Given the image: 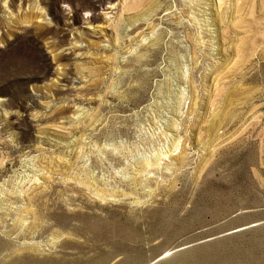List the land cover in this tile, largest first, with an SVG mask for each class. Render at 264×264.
Listing matches in <instances>:
<instances>
[{
  "label": "rangeland",
  "instance_id": "374dc122",
  "mask_svg": "<svg viewBox=\"0 0 264 264\" xmlns=\"http://www.w3.org/2000/svg\"><path fill=\"white\" fill-rule=\"evenodd\" d=\"M0 251L264 264V0H0Z\"/></svg>",
  "mask_w": 264,
  "mask_h": 264
},
{
  "label": "bare ground",
  "instance_id": "6f19581e",
  "mask_svg": "<svg viewBox=\"0 0 264 264\" xmlns=\"http://www.w3.org/2000/svg\"><path fill=\"white\" fill-rule=\"evenodd\" d=\"M140 58V56H138V59ZM132 96V95H131ZM92 130H94V132H97V131H99V133L101 134V132H102V130H99L98 129V127L97 128H92ZM104 133V132H103ZM71 142V141H70ZM68 144V143H67ZM66 144V145H67ZM69 145V144H68ZM63 146V145H62ZM67 147V146H66ZM172 149L174 148H178V145L176 146V142H173L172 143V147H171ZM160 157H162L161 155H160ZM160 157L158 158V160L160 159ZM157 160V159H156ZM161 160V159H160ZM118 161V160H117ZM122 161V160H121ZM115 162V161H114ZM155 162H158V161H155ZM154 162V163H155ZM183 163V162H182ZM96 165V164H95ZM156 164H154V166H155ZM148 166V163H147V165H146V163L144 164H142V170H144V169H147L146 167ZM150 166V165H149ZM151 168V167H150ZM142 172V171H141ZM88 178H89V176H88ZM85 180V179H84ZM90 181H91V179H89ZM82 181V180H81ZM94 180H92V182H93ZM96 181V183L98 182L97 180H95ZM94 181V182H95ZM100 181V180H99ZM80 183V182H79ZM98 184H100V183H98ZM85 185V184H84ZM105 185H107V183H104L103 184V186H105ZM87 186L88 187H93V188H91V194L92 195H95L99 200H100V202H102L103 204L104 203H109V204H113V203H118V201L119 202H121V199H123V198H121L120 199V197H126V196H130L131 195V193H127V192H125V191H127V188H125L124 189V193L123 194H120V195H117L118 193H115V191L113 192V191H108L106 188H99L98 187V185H97V187L96 186H93V185H91V183L90 184H87ZM87 187V188H88ZM128 187V186H127ZM89 188V189H90ZM88 189V190H89ZM90 192V191H89ZM90 194V195H91ZM94 196V197H95ZM92 197V196H91ZM119 197V199H117L116 200V198H118ZM110 198H112L113 200L112 201H110L109 199ZM91 199V198H90ZM93 199V198H92ZM92 199H91V201H92ZM95 200V199H94ZM126 201V200H125ZM92 202H94V201H92ZM96 202V201H95ZM122 203V202H121ZM137 203H139V202H137ZM102 204V205H103ZM124 204V203H123ZM140 204V203H139ZM91 205V204H90ZM89 205V206H90ZM95 205V204H94ZM115 205V204H114ZM132 205H133V203H132ZM96 206V205H95ZM116 206H117V204H116ZM119 206V205H118ZM123 206H126V205H123ZM122 206V207H123ZM88 207V206H87ZM33 216V218H34V220H33V222L32 223H34L35 224V229H34V231H32L33 233L34 232H40V231H38L37 229L42 225V223H43V220H41L39 217V215L37 214V213H34V215H32ZM59 232V231H58ZM61 232H63V230H61ZM61 232H59V234L60 235H63ZM64 233V232H63ZM68 233V232H67ZM35 234V233H34ZM39 234V233H38ZM4 243V242H3ZM3 243H2V245H3ZM5 243H8L7 241L5 242ZM10 244V243H9ZM69 244V243H68ZM55 245V244H54ZM64 245H66V244H64ZM22 246V245H21ZM37 246V245H36ZM17 247V246H16ZM55 247V246H54ZM62 247V246H61ZM60 247V248H61ZM40 248V247H39ZM66 248V247H65ZM18 249V248H17ZM23 249H26V250H28V251H30V250H37L38 249V247H35L34 245H28L27 247H23ZM54 249H56V248H54ZM63 249V248H62ZM18 251V250H17ZM55 251V250H54ZM62 251V250H61ZM0 252H2V251H0ZM64 252V251H63ZM3 253V252H2ZM57 253V252H56ZM9 254H10V252H9ZM27 254V252H24V255H23V258H24V256ZM51 254V253H50ZM65 254V253H64ZM63 254V255H64ZM43 255V254H42ZM49 255V254H48ZM61 255H62V253H61ZM11 256V255H10ZM21 256V255H20ZM65 256V255H64ZM14 257H15V255H14ZM28 257H29V255H28ZM12 258V257H11ZM26 258V257H25ZM24 258V260H26ZM61 258V257H60ZM10 259V258H9ZM18 259V258H17ZM16 259V260H17ZM22 259V258H21ZM29 259V258H28ZM27 259V260H28ZM20 260V259H19ZM23 260V261H24ZM12 261H14L15 262V260H12ZM22 261V260H21ZM53 261V260H52ZM3 262H5V261H3ZM7 262V261H6ZM16 262H18V261H16ZM25 262V261H24ZM28 262V261H27ZM40 262V261H39ZM12 263V262H11ZM19 263V262H18ZM30 263V262H29ZM37 263V262H36ZM153 263V262H152ZM157 263V262H156ZM155 263V264H156ZM16 264V263H15ZM22 264H24V263H22Z\"/></svg>",
  "mask_w": 264,
  "mask_h": 264
}]
</instances>
